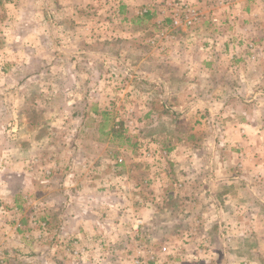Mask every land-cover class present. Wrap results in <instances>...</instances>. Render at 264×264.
<instances>
[{
  "label": "crops",
  "instance_id": "0c3cea01",
  "mask_svg": "<svg viewBox=\"0 0 264 264\" xmlns=\"http://www.w3.org/2000/svg\"><path fill=\"white\" fill-rule=\"evenodd\" d=\"M85 4L84 0H0V204L13 215L15 211L21 212L22 207L10 206L12 197L15 202L23 198L24 205L41 204L44 209L50 208L55 193L50 190L45 195L49 199L38 198L36 180L43 178L47 182L41 183L48 186L56 170H60L59 165L71 164L77 166L78 172L69 167L58 183L65 190L60 198L62 224L71 230L69 234L75 233L78 244L82 240L101 248L108 246V255L103 254L108 256L109 264H157L172 258L165 257V252L172 253L173 246L182 251L180 256H187L189 252V264H264V206H247L251 193L246 198L243 195L247 183L253 181L251 174H257L254 182L259 184L264 179V159L245 161L225 156L233 145L224 138L226 135L216 138L211 135V128L216 125L206 127L191 122L197 113V104L195 107L191 102L208 107L213 117L227 116L230 103L240 99L239 96L232 98L228 87L226 92L218 94L212 86V90L200 93L197 99V93L190 90L189 80L178 86L176 78L165 77L170 80L172 91L157 93L151 111L145 114L155 119L156 125L170 121L172 130L162 134L167 141H172L170 179L139 154L144 131L133 136L140 140L133 150L132 136L124 135L128 139L119 142L110 139V135L120 132L116 129L115 117L112 123L110 112L98 111L96 107L92 111L84 107L67 112L65 106L72 94L77 96V104L84 101L85 69L97 66L86 62L87 54L92 51L86 52L84 48L89 35L101 40L96 29L88 31L101 18L85 16ZM108 13L106 20L114 21L117 14ZM122 21L131 22L125 17ZM111 27L106 33L109 41L117 37L131 38V32ZM179 37V49L190 53L183 34ZM178 66L173 65L172 70L184 71ZM69 81L76 88L70 89ZM58 102L60 105L53 107ZM57 107L58 111L52 112ZM180 113L184 114L177 117ZM243 114L245 122H251V115L247 114L252 112ZM175 116L181 120L179 130L175 127L178 124ZM90 120L95 124H90ZM236 126L244 127L236 124L234 129ZM221 128L226 130L225 126ZM55 139H59L58 143ZM55 148L65 151L72 148L76 151L75 158L58 161L50 152ZM254 150L255 147H247L248 154ZM118 158L124 159L123 164L118 163ZM17 176L27 179L23 181L26 185L10 190L8 181ZM158 184L164 187L154 189ZM104 191L111 196L107 202L102 199ZM203 198L206 199L204 213L200 204ZM177 200L182 206L180 218L189 215L190 219L174 227L172 222H162L160 215L173 213L168 207ZM243 214L261 215L260 227L253 228ZM171 228L175 231L166 234ZM0 238V244L8 240L6 229L1 226ZM87 258L78 260L85 264ZM12 262L19 264L20 261L13 259ZM63 263L72 262L64 260Z\"/></svg>",
  "mask_w": 264,
  "mask_h": 264
},
{
  "label": "rangeland",
  "instance_id": "374dc122",
  "mask_svg": "<svg viewBox=\"0 0 264 264\" xmlns=\"http://www.w3.org/2000/svg\"><path fill=\"white\" fill-rule=\"evenodd\" d=\"M84 1L87 5L85 16L92 19L99 15L101 18L95 28L90 27L88 30L96 29L101 35V37L99 36L101 40L90 35V38L85 40L84 50L92 51V54H87L85 60L93 62L97 68L85 69L83 85L85 95H82L85 96L84 101L77 104V96L75 93L72 94L71 100L65 106L68 113L77 111V109L80 111L84 107L91 111L96 107L98 111L110 112L112 123L115 117L116 129L122 132L110 135V139L119 142L132 136L130 138L133 150L136 149L135 144L140 142L133 136L144 131L138 150L139 154L143 159L149 161L156 170L167 175L170 179L173 171L170 166L172 153L169 150L172 141H167L166 137L162 135L172 130L170 121L160 122L156 125L155 119L146 115L148 110L151 111L157 93L162 95L172 91V84L165 77L176 78L178 86L180 84L183 86L186 80H189L190 90L197 93V99L201 97L200 93H206L207 89L212 90V86L218 91V94L226 92L225 88L228 87L232 98L235 99L239 96L241 102L240 99L232 101L227 116L219 114L213 117L208 107L199 106L200 104L197 102H188L195 107L197 104V113L192 116L191 122L196 125L205 124L206 127H212V124L216 125L211 128V135L216 138L226 135L224 138L228 139L229 145L233 143L225 156L245 161H251L256 157L264 159V0ZM108 12L117 14L114 21L106 20L109 17ZM119 12L121 15H118ZM123 16L125 19H130L131 22L122 21ZM109 26H112L111 29H123L122 31L131 32V38L117 37L109 41L106 37ZM86 27L85 30H87ZM125 27H127L126 30ZM139 32L141 34H138ZM91 34L95 35L93 31ZM179 34H183L184 39L188 42L187 50H190V53H186V51L183 53L182 49H179L178 40L182 37H179ZM226 35L229 36L226 37ZM87 40L91 41L87 42ZM260 50L263 51L262 54H260ZM173 65H179L178 67L184 71H173ZM185 69L189 71H185ZM73 83V81L68 82L70 89L76 88ZM161 101L162 99L158 102L159 107H161ZM59 105L60 102L53 104V107ZM58 109L59 107L54 108L52 112H57ZM244 111L252 112V114H247L251 115V122H245ZM183 114L180 113L177 117ZM177 117L175 116V121L178 124H175V127H178L181 121L177 120ZM89 123L95 124L92 120ZM236 124L244 125V127L236 126L234 129ZM222 126H225L226 130L221 128ZM154 129L158 131L154 132ZM225 132L230 134L227 135ZM96 136L103 138L101 134H96ZM57 140L59 139H55V142L58 143ZM247 147H255V150L248 154ZM158 151L166 153H163L165 159L164 157L162 160L158 158L156 155ZM50 152L57 157L58 161H62L64 158L74 157L76 151H73L72 148L68 151L55 148ZM9 153L12 157L11 152ZM144 153L148 155L144 157ZM159 155L161 156L160 153ZM69 167L78 172V169H75L77 166L64 164L58 166L60 170H56L57 174H54L50 179V185L41 183L47 182L43 178L36 180L38 198L44 197L50 190L55 193L50 208L44 209L41 204L24 205L23 198L15 202L12 197L9 199L10 206L22 207L21 212L20 210L15 211V215H13L3 203V209L0 205V214L4 216L3 219L0 216V226L6 229L8 238L5 240L7 244H0V264H12L13 259L20 261L19 264H62L64 260H70L71 264H84L78 260L81 257H88L85 264H109L108 256H106L110 249L108 246L101 248V246L92 245L91 241L85 243L82 240L76 245V241L79 240L75 237V233L73 232L74 234L71 235V230L62 224L61 209L63 208L60 198L65 195V190H63L64 187L59 188L58 183L62 180L59 178H63L64 174L69 172ZM237 168L242 170L238 166ZM255 175L257 174H251L253 181L247 183L243 195L246 198L248 193H251L252 198L247 206L262 207L264 206V179L261 180V184L254 182ZM25 180L27 179L23 177H11L8 181L10 190L15 191L19 185V189H21L22 185H26L23 182ZM163 187L164 185L158 184L154 186V189ZM240 193L242 192L240 191ZM104 196L102 199L105 202L111 198L106 192ZM45 197L48 198L49 195ZM43 202L44 200L41 203ZM205 203L206 199L203 198L200 203L203 213L206 208ZM170 205L168 208L173 213H162L160 215L162 222H166V224L172 222L176 227L182 221L190 219L189 215H186V218H180L179 213L182 206L178 200L173 203V206ZM242 216H245L246 219L248 217L245 214ZM260 216L249 215L251 218L248 217V222L253 228L262 222L259 219ZM101 219L103 218H100V221ZM30 220H32V224ZM167 231L166 229L162 232L165 234ZM174 231V228H171L166 234H171ZM158 233L161 232L158 231ZM1 240L0 238V242ZM187 244L186 246L189 248ZM83 250L82 254L76 256L75 251ZM165 253V257L170 256L171 258L172 256V258L162 259L157 264H189V252L186 253L187 256H180L179 253L182 251L177 246L172 247V253L169 251ZM144 264H148V262Z\"/></svg>",
  "mask_w": 264,
  "mask_h": 264
},
{
  "label": "built area",
  "instance_id": "2783aa9c",
  "mask_svg": "<svg viewBox=\"0 0 264 264\" xmlns=\"http://www.w3.org/2000/svg\"><path fill=\"white\" fill-rule=\"evenodd\" d=\"M159 153L161 154V156L159 155ZM164 154H166L165 152H163ZM162 152H159L158 151V153L156 154L157 156H158V158L160 159V160H162V157H164V159H165V155L163 154ZM148 154L146 153H144V157H146ZM123 162V159H119L118 160V163H122ZM1 205V204H0ZM1 208L3 209V206L1 205ZM78 244V241H76V245ZM165 250V249H164ZM84 252V250L83 251H81V252H79V251H75V254H76V256H79L80 254H82ZM138 264H140V263H138Z\"/></svg>",
  "mask_w": 264,
  "mask_h": 264
}]
</instances>
